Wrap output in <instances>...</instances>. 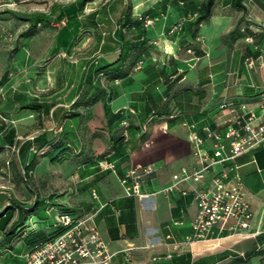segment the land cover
<instances>
[{
  "label": "crops",
  "instance_id": "crops-1",
  "mask_svg": "<svg viewBox=\"0 0 264 264\" xmlns=\"http://www.w3.org/2000/svg\"><path fill=\"white\" fill-rule=\"evenodd\" d=\"M54 1L55 10L47 19L67 23L51 34L45 48L98 52L80 67L78 84L99 79L93 70L115 61L121 48L125 51L144 42L147 53L122 62L125 77L103 82L102 76L107 94L81 109L82 118L61 120L60 105L47 116L38 113L39 134H65L66 153L83 151L86 158L79 166L71 164L72 188L38 194L40 211L35 218L52 221L58 206L94 212V222L112 254L109 264H264V146L215 165L202 182L179 181L182 172L191 173L199 166L188 133L203 138L202 148L210 153L212 138L203 128L222 133L232 123V114L220 108L221 102L235 107L245 103L261 113L264 0H215L194 38H185L183 29L170 32L169 28L193 20L202 0H92L80 8L79 0ZM70 4L76 8L67 13ZM140 16L152 22L145 26ZM0 31V48H5L12 37L4 34L12 33L2 27ZM44 116L51 119V126L43 125ZM124 120L130 123L129 140L116 142ZM103 152L106 157L99 159ZM28 158L25 154L23 161ZM99 160L113 163L114 171L99 169ZM147 164L153 171L144 177L141 189L150 195L125 196L119 182L123 172ZM219 169L227 171L226 184L233 173L239 176L252 212L250 226L237 234L229 221L222 229L214 226L206 241H188L196 212L194 190L207 186ZM172 183L176 185L163 191ZM27 199L19 202L30 205ZM4 202L2 214L10 203ZM27 251L23 239L9 249L0 247V264H25Z\"/></svg>",
  "mask_w": 264,
  "mask_h": 264
},
{
  "label": "rangeland",
  "instance_id": "rangeland-1",
  "mask_svg": "<svg viewBox=\"0 0 264 264\" xmlns=\"http://www.w3.org/2000/svg\"><path fill=\"white\" fill-rule=\"evenodd\" d=\"M52 4H55L54 0H29L10 10L47 16L54 7ZM5 10L0 9V27L10 30L12 38L5 48H0V206L4 201L12 203L11 199L17 202L28 200L27 196L32 202L34 194L73 187L71 164L79 166L83 158L73 152L64 154L62 160H54V157L48 160L41 157L44 150L37 151L31 177L26 182L22 180L20 170L23 157L18 152V146L26 140L31 141L40 132L36 125L38 112L23 106L34 101H45L54 111V106L60 105L62 120L79 92L87 88L83 82L78 84L80 67L98 54L95 48H45L51 34L65 26V19L50 18L37 24L33 32L24 37L21 34L28 22ZM85 27L86 23L82 22L81 31ZM45 116L43 125L51 126V119ZM9 138H12L11 141ZM65 139L61 137V141ZM33 148L36 149V145ZM24 152L29 157L33 155V150L28 148Z\"/></svg>",
  "mask_w": 264,
  "mask_h": 264
},
{
  "label": "built area",
  "instance_id": "built-area-1",
  "mask_svg": "<svg viewBox=\"0 0 264 264\" xmlns=\"http://www.w3.org/2000/svg\"><path fill=\"white\" fill-rule=\"evenodd\" d=\"M16 5L15 2L0 0L1 10L11 9ZM139 19L145 26L152 22L147 17L140 16ZM54 25L57 26V23ZM181 27L182 23L177 22L169 28V31L180 30ZM4 35V38L12 37L10 33ZM141 64L142 60L136 65L139 67ZM259 105L261 113L257 114L245 103H239L235 107L230 102H221L220 108H228L232 114V123L228 124L222 133L210 130L208 127L203 128L205 136L212 138L210 153L202 148L203 138L196 132L190 131L188 140L193 145V154L198 158L199 166L191 173L182 172L179 181L202 182L215 165L229 163L249 149L264 146V85ZM122 125L121 135L124 141H128L130 137L128 121L124 120ZM98 167L101 170L114 171L115 169L113 163L106 161L98 162ZM152 171L153 167L150 164L127 168L119 178L123 194L134 198L150 195L142 191L141 184L144 177ZM227 178V171L219 169L212 174L207 186L194 190L196 212L188 241H206L214 226L222 229L229 221L233 222L229 227L233 233L241 234L249 228L252 212L243 193L242 182L236 173L232 174L230 181L226 184ZM175 185L176 183H172L163 191H168ZM91 194L96 197L94 190ZM94 215V212L85 215L71 212L59 213L56 224L62 228L61 232L53 239L27 252L25 264H109L112 254L106 249L94 222Z\"/></svg>",
  "mask_w": 264,
  "mask_h": 264
},
{
  "label": "trees",
  "instance_id": "trees-1",
  "mask_svg": "<svg viewBox=\"0 0 264 264\" xmlns=\"http://www.w3.org/2000/svg\"><path fill=\"white\" fill-rule=\"evenodd\" d=\"M89 1L92 0H79V8L80 6H84L85 3ZM214 1L215 0H202L196 10L195 18L193 20L184 22L181 29H183V36L185 38L195 37L199 25L209 18ZM75 8L76 7L74 4H70L66 7L65 12H72L75 10ZM54 10L55 9L52 8V11ZM5 12L12 14L14 17L20 20L28 22L26 29L21 34L24 37L29 36L33 32V29L37 24L44 23L48 20L46 14L43 13L21 14L10 9L5 10ZM58 15L61 16L62 14L59 13ZM146 48L147 47L144 46V42L136 44L135 47L127 48L125 51H123L121 48L118 58L115 61L96 67L93 70V74L95 77L99 75V79L95 80L94 82H92L91 80L83 81L87 88L84 91L79 92L76 100L72 103V108L64 114V117L82 118L83 115L82 112H80L81 109L90 107L102 96L107 94L106 85L103 84L104 80H114L117 78L125 77L127 75V70L121 65L122 62L130 60L132 61L136 59V56L140 55L141 53H147ZM102 76L104 77L103 82H101ZM23 107L25 109L37 111L38 113L39 111H42L46 116L48 115L50 110V106L44 102L34 101L24 105ZM129 128L130 123H128V131ZM64 135L65 134H62L63 137ZM62 136L58 135L54 137H47L45 134L41 133L33 136L31 141L26 140L19 144L18 152H21L22 157H24L25 155L24 151L26 148H28V150H33V155L27 160L23 161L22 158L23 162L22 168L20 170V175L23 181L26 182L31 177V173L35 168L36 159L34 154H36L37 151L44 150V152H42L41 154V157H46L49 160L53 157L54 160H62L64 154H68L65 151L66 149L62 147V145L64 144V141H61ZM143 138L144 136L141 135L140 139L143 140ZM11 139L12 138H9L8 140L11 141ZM121 139H123L122 136L121 138L116 139V142L120 141ZM34 145H36V149L33 148ZM76 154L77 156L83 157L81 161L82 163H84L86 157L83 151H79ZM106 154L107 152H103L97 157L99 159H102L106 157ZM98 162H100V160ZM39 202L40 200L38 198V195L34 194L33 200L30 205H24L23 203L12 201V203H9L6 206V213L2 214V211H0V247L9 249L15 241L23 239L26 249H28L27 252H29L42 243L46 242L47 240L53 239L61 232L62 228H60L56 224V217L59 213L71 212L78 215H85L89 213H82L69 208L58 206L56 208L55 218L52 221L47 222L45 221L46 217H40L38 219L35 218V216H37L38 214V211H40Z\"/></svg>",
  "mask_w": 264,
  "mask_h": 264
}]
</instances>
